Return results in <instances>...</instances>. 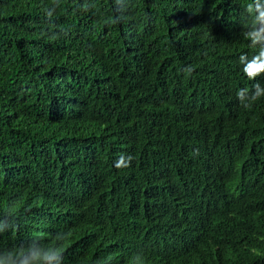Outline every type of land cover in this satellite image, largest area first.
I'll use <instances>...</instances> for the list:
<instances>
[{
  "label": "trees",
  "instance_id": "1",
  "mask_svg": "<svg viewBox=\"0 0 264 264\" xmlns=\"http://www.w3.org/2000/svg\"><path fill=\"white\" fill-rule=\"evenodd\" d=\"M257 8L0 0V264H264Z\"/></svg>",
  "mask_w": 264,
  "mask_h": 264
},
{
  "label": "clouds",
  "instance_id": "2",
  "mask_svg": "<svg viewBox=\"0 0 264 264\" xmlns=\"http://www.w3.org/2000/svg\"><path fill=\"white\" fill-rule=\"evenodd\" d=\"M256 11L259 13V15L255 16L252 23L254 24L257 20H264V10H261L259 8L256 9ZM255 42V41H254ZM244 74L248 77V79H253L257 76H260L261 74H264V49H261L258 56H255L250 63H248L244 69ZM239 95L243 96V93H239ZM257 95H259V89H257ZM124 161L121 160L120 163L117 165V167H120L121 165H124ZM70 238V237H69ZM68 238V239H69ZM65 245H62L60 248H57V253L65 251ZM35 259V258H34ZM44 260L48 261L49 264H51V261L56 259V254H46L43 257Z\"/></svg>",
  "mask_w": 264,
  "mask_h": 264
}]
</instances>
